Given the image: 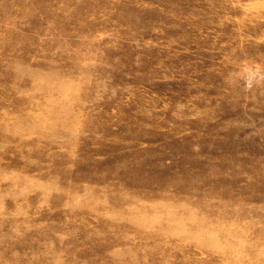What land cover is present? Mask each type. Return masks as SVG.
I'll return each instance as SVG.
<instances>
[{"label": "rangeland", "instance_id": "374dc122", "mask_svg": "<svg viewBox=\"0 0 264 264\" xmlns=\"http://www.w3.org/2000/svg\"><path fill=\"white\" fill-rule=\"evenodd\" d=\"M0 264H264V0H0Z\"/></svg>", "mask_w": 264, "mask_h": 264}]
</instances>
